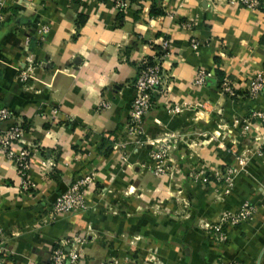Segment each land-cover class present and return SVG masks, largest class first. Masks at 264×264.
Listing matches in <instances>:
<instances>
[{
    "label": "crops",
    "instance_id": "crops-1",
    "mask_svg": "<svg viewBox=\"0 0 264 264\" xmlns=\"http://www.w3.org/2000/svg\"><path fill=\"white\" fill-rule=\"evenodd\" d=\"M125 2L9 0L4 10L0 108L12 118L0 133L21 126L29 153L23 175L0 153L1 264H50L52 249L74 236L85 238L79 264H264V122L251 115L264 110V91L246 94L264 73V0ZM152 3L162 14L152 16ZM163 40L164 84L131 136L138 64ZM218 70L235 100L222 95ZM198 71L210 75L201 86ZM169 135L180 138L166 162L174 174L154 176L151 143ZM89 173L87 209L49 220L48 206ZM245 202L252 216L216 242L204 227Z\"/></svg>",
    "mask_w": 264,
    "mask_h": 264
},
{
    "label": "built area",
    "instance_id": "built-area-1",
    "mask_svg": "<svg viewBox=\"0 0 264 264\" xmlns=\"http://www.w3.org/2000/svg\"><path fill=\"white\" fill-rule=\"evenodd\" d=\"M232 4L244 5L250 8H256L258 2L256 0H228ZM9 0H0V23L4 20V10L7 7ZM115 6L117 9L123 10L127 7L125 0H116ZM42 35L47 32L46 28L41 30ZM192 47L197 46L194 40L191 42ZM157 54L151 58H143L138 64L137 77L135 79L133 90L134 97L130 103L128 113L127 132L129 135H139L141 133V124L143 119L153 109L152 94L158 90L165 80V73L162 66L164 57L168 51V40H163L158 47ZM31 75V69L24 70L20 74V81L25 82ZM210 75L203 71H198L196 78L193 81L195 86L204 84L207 77ZM220 91L226 98L234 96L235 89L230 80L224 78L221 83ZM264 91V73L255 74L253 80L246 90V94L250 99L256 98ZM172 114L181 112L180 106L170 107ZM252 118H256L264 122V110H255ZM12 118V114L7 108H0V123ZM247 129V126L245 127ZM23 129L20 126H12L4 132L0 133V153L7 159L12 160L18 166L20 174H24L28 167L27 156L28 149L22 147ZM180 142V138L175 135H169L162 140L152 142L151 145L156 148L150 153L152 161L153 174L155 176L166 175L172 173L166 162L172 158V153L176 149V145ZM242 164L243 159H239ZM236 175L234 168L226 169L221 178L223 182L230 188L233 185V180ZM95 176L89 173L82 178L73 182L69 188L60 194L48 206V219L54 220L59 215L72 214L83 212L87 209L85 204V192L93 186ZM254 212L253 206L245 202L242 204L238 212H224L221 214L218 221L204 228L206 232L213 237L219 244H224L228 240V231L240 223L248 220ZM1 242V241H0ZM85 242L84 237L74 236L65 240L62 244H58L52 249L50 254V264H79L81 257V247ZM67 247V249L65 248ZM3 250L0 247V264L3 262ZM220 264H243L242 262L231 259L222 261Z\"/></svg>",
    "mask_w": 264,
    "mask_h": 264
},
{
    "label": "trees",
    "instance_id": "trees-1",
    "mask_svg": "<svg viewBox=\"0 0 264 264\" xmlns=\"http://www.w3.org/2000/svg\"><path fill=\"white\" fill-rule=\"evenodd\" d=\"M103 1V0H102ZM114 2L116 1V0H113ZM129 1H132L133 2V0H129ZM257 2H258V5H257V7H262L261 5H262V0H256ZM151 14H152V16H155V15H160V14H162L161 12H160V10H157L156 8H155V4L153 5V3H152V7H151ZM159 49V48H158ZM216 76H217V78H218V84H219V88L221 87V83H222V80H223V78H224V75L222 74V72L221 71H216ZM238 93L235 91V93H234V96H231L229 99H232V100H235V98H236V95H237ZM153 100V99H152ZM21 127V126H20ZM56 247V246H55ZM54 247V248H55Z\"/></svg>",
    "mask_w": 264,
    "mask_h": 264
},
{
    "label": "rangeland",
    "instance_id": "rangeland-1",
    "mask_svg": "<svg viewBox=\"0 0 264 264\" xmlns=\"http://www.w3.org/2000/svg\"><path fill=\"white\" fill-rule=\"evenodd\" d=\"M152 167H153V166L151 165V168H152ZM151 168H150V169H151ZM169 169H170V171H171V168H170V167H169ZM151 172H152V174H153V170H151ZM173 174H174V172H173V169H172V173H168L167 175H171V176H172ZM153 175H154V174H153ZM154 176H155V175H154ZM194 176H195L194 173L191 172L187 177L193 179ZM182 189H183V188H182ZM170 193L172 194V196H174L173 193H175V194H181L180 191H179V189H177V190H175V191H172V190H171ZM184 205H185V204H184ZM204 228H206V226H205Z\"/></svg>",
    "mask_w": 264,
    "mask_h": 264
}]
</instances>
